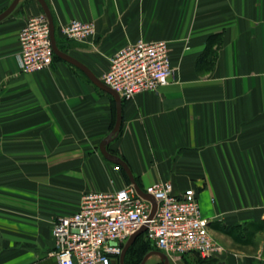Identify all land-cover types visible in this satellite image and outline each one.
<instances>
[{"label":"crops","instance_id":"obj_1","mask_svg":"<svg viewBox=\"0 0 264 264\" xmlns=\"http://www.w3.org/2000/svg\"><path fill=\"white\" fill-rule=\"evenodd\" d=\"M12 0H0V13ZM60 49L100 78L139 39L165 40L174 79L122 100L107 151L143 191L168 181L193 189L223 251L171 264H264V0H45ZM43 14L19 0L0 21V264H58L52 224L88 191L129 184L99 145L116 116L111 94L62 59L19 70L18 33ZM93 22L85 40L60 26ZM131 184V183H130ZM112 264H119V261ZM144 264H163L156 255Z\"/></svg>","mask_w":264,"mask_h":264},{"label":"built area","instance_id":"obj_2","mask_svg":"<svg viewBox=\"0 0 264 264\" xmlns=\"http://www.w3.org/2000/svg\"><path fill=\"white\" fill-rule=\"evenodd\" d=\"M93 22L72 19L60 26L67 39L82 41L93 35ZM17 63L23 73L49 68L54 52L44 14L30 17L18 33ZM102 82L128 100L142 91L156 90L174 79L169 47L165 40L139 39L109 58ZM119 170V165H114ZM156 201L138 196L132 184L114 191H88L81 195L78 209L56 218L52 224L54 248L49 253L58 264H112L118 262L128 237L146 224L145 238L168 257L195 252L202 259L223 248L211 235L193 189L181 195L172 192L168 181L154 182L144 189Z\"/></svg>","mask_w":264,"mask_h":264},{"label":"water","instance_id":"obj_3","mask_svg":"<svg viewBox=\"0 0 264 264\" xmlns=\"http://www.w3.org/2000/svg\"><path fill=\"white\" fill-rule=\"evenodd\" d=\"M18 1L19 0H12L11 3L7 6V8L0 13V21L2 19H4L5 17H7L9 14H11V12L16 7ZM36 1L39 3V5L43 11V14L45 15V17L47 19L48 27H49V37L51 40V45H52L54 55L57 56L59 59H62L63 61L71 64L74 68L80 70L93 84H95L100 89H102V90H104V91H106L112 95V97L115 101V109H116L115 122H114V125H113L111 131L101 141V143L99 145V149H100V152L103 154V156L107 160L114 162L123 168L129 182L135 188L138 196H140L141 198L150 202L151 210L149 212L148 219H151L155 213V210H156L155 199L150 194L144 192L141 188H139V186L136 183V181H135L129 167L127 166V164L123 160H121L120 158L110 154L106 149V145L118 135L119 130H120L121 119H122V117H121L122 100H121L119 94L115 90L110 88L108 85H106L104 82H102V80L99 77H97L91 71V69L88 68L85 64H83L81 61H79L78 59L74 58L73 56H71L70 54H68L67 52H64L63 50H61L59 48V46L57 44L56 37H55V25L53 22V17H52L50 8H49V6L45 0H36ZM145 229H146V224L141 226L140 229H138L136 232H134L132 235H130L128 237L126 242L123 244L121 254L119 255V260H118L119 264H125L124 263V257H125L126 251L132 245V243L134 242L136 237H138L139 235L144 233ZM152 255H156L163 264H171L169 257L164 252L157 250V249L147 252L143 256V258L139 264H144L146 262V260Z\"/></svg>","mask_w":264,"mask_h":264},{"label":"trees","instance_id":"obj_4","mask_svg":"<svg viewBox=\"0 0 264 264\" xmlns=\"http://www.w3.org/2000/svg\"><path fill=\"white\" fill-rule=\"evenodd\" d=\"M58 46H61L59 39L55 34ZM60 48V47H59ZM53 59H58L57 56H53ZM80 71V70H79ZM81 72V71H80ZM156 248L145 238V234H141L132 243L125 253L124 263L125 264H139L143 256Z\"/></svg>","mask_w":264,"mask_h":264}]
</instances>
